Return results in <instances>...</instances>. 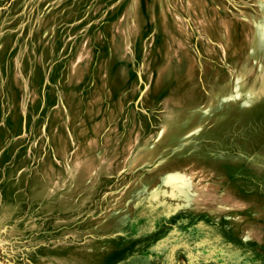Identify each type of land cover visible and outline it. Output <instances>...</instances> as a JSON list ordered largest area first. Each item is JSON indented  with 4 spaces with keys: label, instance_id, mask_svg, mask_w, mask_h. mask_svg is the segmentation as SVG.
<instances>
[{
    "label": "rangeland",
    "instance_id": "rangeland-1",
    "mask_svg": "<svg viewBox=\"0 0 264 264\" xmlns=\"http://www.w3.org/2000/svg\"><path fill=\"white\" fill-rule=\"evenodd\" d=\"M0 264H264V0H0Z\"/></svg>",
    "mask_w": 264,
    "mask_h": 264
}]
</instances>
